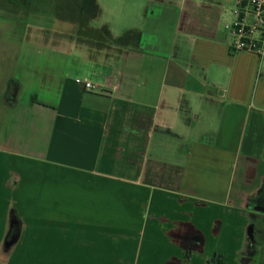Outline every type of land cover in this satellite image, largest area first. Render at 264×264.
<instances>
[{
    "label": "crops",
    "instance_id": "crops-1",
    "mask_svg": "<svg viewBox=\"0 0 264 264\" xmlns=\"http://www.w3.org/2000/svg\"><path fill=\"white\" fill-rule=\"evenodd\" d=\"M143 2L122 33L33 30L0 79V264H244L255 249L264 57L233 50L225 0Z\"/></svg>",
    "mask_w": 264,
    "mask_h": 264
},
{
    "label": "rangeland",
    "instance_id": "rangeland-1",
    "mask_svg": "<svg viewBox=\"0 0 264 264\" xmlns=\"http://www.w3.org/2000/svg\"><path fill=\"white\" fill-rule=\"evenodd\" d=\"M73 1L0 0V79L6 78L14 63L15 52L26 36L34 35L31 32L37 28L68 35L74 33L76 28L82 33L83 39L90 26L103 27L110 34L122 33L136 24L135 20L145 8L143 0H89L94 4L88 6V9H81L83 12L80 11L79 15H74L73 6H69ZM236 1L225 0L227 18L223 19V26L231 21ZM88 12L94 17L90 22L78 21L80 15Z\"/></svg>",
    "mask_w": 264,
    "mask_h": 264
},
{
    "label": "built area",
    "instance_id": "built-area-1",
    "mask_svg": "<svg viewBox=\"0 0 264 264\" xmlns=\"http://www.w3.org/2000/svg\"><path fill=\"white\" fill-rule=\"evenodd\" d=\"M235 18L225 27L232 34L234 51H250L264 57V0H237ZM88 90L96 86L87 79H77Z\"/></svg>",
    "mask_w": 264,
    "mask_h": 264
},
{
    "label": "trees",
    "instance_id": "trees-1",
    "mask_svg": "<svg viewBox=\"0 0 264 264\" xmlns=\"http://www.w3.org/2000/svg\"><path fill=\"white\" fill-rule=\"evenodd\" d=\"M86 2H88V0L85 1L80 0L79 2L75 0L73 2H70L69 6L70 7L73 6V14L79 15L81 9L83 10L84 8L88 9L89 5ZM83 10L81 12H83ZM251 202H252V207L260 214L261 218H258L255 222L252 223L251 226L252 236L255 240L256 247L254 250L250 251L249 256L243 258V261L244 264H248L249 262L253 264H259L260 258L264 252V194H259L257 197L251 199ZM18 233H19L18 215L16 209L12 208L10 211V229L3 245V252L5 254L11 252L12 247L16 242ZM210 264H223V261L217 255L210 260Z\"/></svg>",
    "mask_w": 264,
    "mask_h": 264
},
{
    "label": "water",
    "instance_id": "water-1",
    "mask_svg": "<svg viewBox=\"0 0 264 264\" xmlns=\"http://www.w3.org/2000/svg\"><path fill=\"white\" fill-rule=\"evenodd\" d=\"M90 2H91V1H89V0H88V2H87L88 5H89V7L93 4V3H90ZM252 237H253V236H252Z\"/></svg>",
    "mask_w": 264,
    "mask_h": 264
},
{
    "label": "flooded vegetation",
    "instance_id": "flooded-vegetation-1",
    "mask_svg": "<svg viewBox=\"0 0 264 264\" xmlns=\"http://www.w3.org/2000/svg\"><path fill=\"white\" fill-rule=\"evenodd\" d=\"M85 1V0H84Z\"/></svg>",
    "mask_w": 264,
    "mask_h": 264
}]
</instances>
